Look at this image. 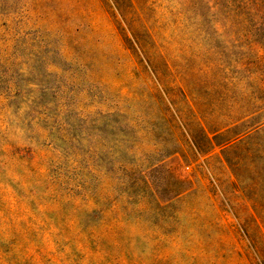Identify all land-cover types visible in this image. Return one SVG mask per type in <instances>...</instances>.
Wrapping results in <instances>:
<instances>
[{"label": "rangeland", "instance_id": "374dc122", "mask_svg": "<svg viewBox=\"0 0 264 264\" xmlns=\"http://www.w3.org/2000/svg\"><path fill=\"white\" fill-rule=\"evenodd\" d=\"M0 264H264V0H0Z\"/></svg>", "mask_w": 264, "mask_h": 264}]
</instances>
